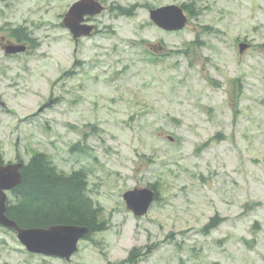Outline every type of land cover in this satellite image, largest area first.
<instances>
[{"label":"rangeland","instance_id":"374dc122","mask_svg":"<svg viewBox=\"0 0 264 264\" xmlns=\"http://www.w3.org/2000/svg\"><path fill=\"white\" fill-rule=\"evenodd\" d=\"M70 1L0 0V153L9 163L41 151L58 170L83 169L109 226L69 260L30 253L0 226V264H108L135 246L137 264H264V0H115L137 5L98 24L167 41L162 69L133 60L126 42L113 52L107 32L73 51ZM191 2L169 34L144 8ZM19 26L34 44L6 54ZM148 184L159 199L134 216L122 194Z\"/></svg>","mask_w":264,"mask_h":264},{"label":"trees","instance_id":"16d2710c","mask_svg":"<svg viewBox=\"0 0 264 264\" xmlns=\"http://www.w3.org/2000/svg\"><path fill=\"white\" fill-rule=\"evenodd\" d=\"M182 7L194 13L193 6ZM12 36L18 41L30 37L23 26L14 28ZM18 160L23 163L20 168L21 182L9 192L6 214L19 226L84 225L89 231L83 238L88 240L93 239V234L107 229V219L101 218L103 207L89 195L87 173L83 169L69 173L58 170L47 154L41 151L33 152L26 160ZM0 163H3L2 153ZM148 185L155 191V200H158L155 184ZM215 222L212 217L204 229L215 225ZM140 251V247H132L124 259L108 264H137L136 257Z\"/></svg>","mask_w":264,"mask_h":264},{"label":"water","instance_id":"95a60500","mask_svg":"<svg viewBox=\"0 0 264 264\" xmlns=\"http://www.w3.org/2000/svg\"><path fill=\"white\" fill-rule=\"evenodd\" d=\"M3 1V0H1ZM100 12L92 0L75 2L69 12H65L62 24L69 27L73 37L88 35L92 25L81 24L84 15ZM151 19L167 30L182 29L187 23V16L182 7L174 4L155 8L150 12ZM239 52L249 47L247 42L238 44ZM22 43H8L4 47L6 54L26 50ZM43 106L39 108L41 110ZM172 139L171 137H169ZM21 161L0 163V226L14 230L18 241L33 254L55 256L69 260L78 249V242L89 231L87 226L76 224H52L46 227H21L15 220L8 217V193L21 182ZM122 198L126 209L134 216L140 217L147 213L155 200V191L150 186L135 187L123 192Z\"/></svg>","mask_w":264,"mask_h":264},{"label":"flooded vegetation","instance_id":"af4514ba","mask_svg":"<svg viewBox=\"0 0 264 264\" xmlns=\"http://www.w3.org/2000/svg\"><path fill=\"white\" fill-rule=\"evenodd\" d=\"M78 1H88V0H71L69 5L67 6V9L65 12H69L70 8L72 7V5L75 2ZM95 2V8H100V12L98 13H94V14H86L83 17V20L81 21V24H88V25H92V29L90 34L88 35H81L77 38L73 37V33L70 30L69 27H66L67 32L72 40L73 43V51L75 49L76 52V47H78L79 45L81 46L84 43V40L92 38L98 34H101L103 32H107V33H103L100 35L101 39H108V40H112L113 38H118L119 41L114 42V40H112V46H111V50L113 52L116 51V44L115 43H121L122 42H126L127 44H130L131 46L135 47L133 54L135 55L134 58H132L135 61H146L145 65L147 66V68H156V69H162L161 67V63L164 62V60L167 58L168 53H169V44L167 41H165L162 38H158L156 36H154V38L152 37H145V36H140L137 37L135 39H133V37H118L117 34H120L119 32L116 31H112V30H108L107 28L103 29L101 28V25L98 24V22H101V18L102 15H107L108 18L112 15L113 11H118L119 14H122L124 16H129L132 11L131 9L133 7H135V5H137L135 3L134 6H127L124 4L119 3V1H115L112 0L111 2L107 3L108 0H92ZM170 4H174V5H178L180 7L182 6H192V2L191 3H180V4H175V3H170ZM169 5V3H159L158 6H154L151 4H148L146 6H144L146 12L148 13V18H149V22L152 26H154L156 29H159V31H161L164 34H169V32H175V31H170L167 29H164L162 27H160L159 25H157L150 17V12L151 10L155 9V8H159V7H163V6H167ZM131 7V9H130ZM183 8V7H182ZM143 31H136V32H130L131 34L135 35V34H142ZM30 35V34H29ZM159 39V40H158ZM17 42H21L18 41L17 39H15ZM29 41L32 45L34 44V39L32 38V36L30 35V37H26V39L24 38L22 41ZM25 44V42H24ZM125 58H121V60H123ZM82 59L79 57H76V59L73 60V62L71 63V67L75 68L76 65L81 64ZM144 66V65H142ZM73 71V70H72Z\"/></svg>","mask_w":264,"mask_h":264}]
</instances>
